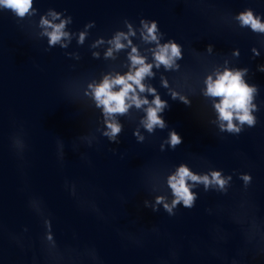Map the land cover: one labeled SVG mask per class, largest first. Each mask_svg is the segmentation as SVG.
<instances>
[{
    "label": "water",
    "instance_id": "water-1",
    "mask_svg": "<svg viewBox=\"0 0 264 264\" xmlns=\"http://www.w3.org/2000/svg\"><path fill=\"white\" fill-rule=\"evenodd\" d=\"M33 8L36 15L20 19L0 7V264H264V34L235 19L251 9L264 23V0H33ZM49 10L72 18L67 48L48 47L40 18L60 22ZM142 19L158 23L161 44L182 48L167 71L155 67ZM117 33L127 36L119 51L110 43ZM132 47L154 65L142 83L167 102L166 127L149 134L141 124L148 105L133 106L115 117L123 128L112 143L89 85L126 74ZM244 69L258 88L257 122L238 135L222 132L220 101L205 95L206 80ZM173 130L182 138L175 149L164 143ZM181 164L231 176L227 192L199 185L194 207L178 205L171 216L162 205L146 208L156 197L171 203L167 178ZM243 174L252 177L247 186Z\"/></svg>",
    "mask_w": 264,
    "mask_h": 264
},
{
    "label": "clouds",
    "instance_id": "clouds-1",
    "mask_svg": "<svg viewBox=\"0 0 264 264\" xmlns=\"http://www.w3.org/2000/svg\"><path fill=\"white\" fill-rule=\"evenodd\" d=\"M0 7L3 9L11 10L18 18L23 19L26 15H36V10L33 8V0H0ZM48 15H51L53 19L60 20L59 23L53 24L49 21L47 16H41L40 26L45 29L43 35L48 37V47L59 44L61 48H67V44L61 43L62 40H69L71 34L64 31L67 24L72 23V18L60 19L62 13H54L49 10ZM235 19L239 22L241 28H250L253 32L264 34V23L261 22L259 16L254 15L251 9L239 13ZM125 25L129 27L131 32V24L125 21ZM141 35L145 42L155 43V49L152 52L155 67L159 68L161 65L167 71L172 68L175 60L183 59L182 48L176 42L169 40L167 43L161 44L160 38L163 34L158 28L156 21L141 20ZM94 26L93 23H89L85 26ZM87 35L86 30L79 33L78 44H83ZM121 37L127 39L123 33H117L110 43L114 45L115 50L119 51L125 47L122 44ZM131 45V41L128 42ZM47 51V49H45ZM213 50L212 45H208L206 51L211 52ZM253 54L259 56L260 53L253 48ZM235 55H238V50ZM74 55V54H69ZM98 56L97 53L93 54ZM108 56L112 55V49L107 52ZM77 58H79L77 56ZM131 67L129 71L124 75H116L115 78L105 77L99 84L89 85L91 89L92 98L95 102L97 109H102V117L104 118L106 130L102 133L109 142L118 143V136L122 132L123 126L115 120L116 116H123L129 112V109L135 106L136 109H141L143 106L148 105L145 109V116L141 120V124L144 129L152 134L155 128L164 129L166 127L165 121L162 118V113L165 108L168 107L166 101H163L159 95L156 94L154 88L148 87L146 89L142 81L146 76H152V63H146V58L142 57L136 47L131 48V53L128 56ZM177 67H179L177 65ZM259 71L264 72V66H261ZM247 69L242 71H229L225 70L222 74H217L213 80L212 77H208L206 80V93L205 95L212 98H219V103L214 105L216 111L219 114V120L224 122L221 124V131L230 134H240L243 130V126L247 125L249 128L254 127L256 124V117L253 115L254 111H257L256 104H253L254 93L258 94L257 86H250L243 79V75L247 73ZM164 87H168L167 82L162 80ZM139 93L147 91L155 98L149 104L148 99L141 98ZM173 100L179 99L181 103L186 106H190V101L185 97L179 96L177 93H170ZM138 142L144 141V136L139 134L137 129L134 132ZM18 148H22L23 144L20 140L15 141ZM170 145L172 149H175L182 143V138L174 130L169 132V139L165 141ZM164 143L161 144V151H164ZM90 144V143H89ZM244 185L247 186L251 183L252 177L247 174H243L239 177ZM231 176H224L221 171H209L206 174H196L192 172L188 166L181 164L174 174H171L167 178V185L172 193L171 203L165 202L164 197H156L155 203L151 204L147 200L144 201L146 208H151L153 212H157L159 208L157 205H162L164 211L170 216L174 215V209L178 205H182L186 209H191L195 205L197 200V194L193 191L199 185H203L204 190L207 192L210 189H214L221 193H226L230 182ZM73 194L75 190L73 188ZM34 207L36 205L34 204ZM37 210H39L37 208ZM46 229V241L55 247L53 236L51 234V221L44 220Z\"/></svg>",
    "mask_w": 264,
    "mask_h": 264
}]
</instances>
